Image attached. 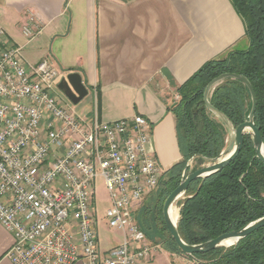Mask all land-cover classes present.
Returning a JSON list of instances; mask_svg holds the SVG:
<instances>
[{
  "label": "built area",
  "instance_id": "obj_1",
  "mask_svg": "<svg viewBox=\"0 0 264 264\" xmlns=\"http://www.w3.org/2000/svg\"><path fill=\"white\" fill-rule=\"evenodd\" d=\"M34 21L30 15L23 25L28 37L40 29ZM21 53L14 45L0 50V223L14 239L8 258L13 264L147 260L154 245L135 209L164 174L152 124L141 114L87 120L58 88L62 72L47 59L26 64ZM99 176L111 200L108 225L123 234L107 251L93 205Z\"/></svg>",
  "mask_w": 264,
  "mask_h": 264
},
{
  "label": "crops",
  "instance_id": "obj_2",
  "mask_svg": "<svg viewBox=\"0 0 264 264\" xmlns=\"http://www.w3.org/2000/svg\"><path fill=\"white\" fill-rule=\"evenodd\" d=\"M30 15L34 30L40 28L33 37L23 32ZM0 29V50L14 45L26 64L47 59L62 76L82 75L91 104L79 114L87 120L146 117L164 172L182 157L169 110L178 87L206 62L248 44L231 0H0ZM113 230L118 237L104 246L100 239L102 251L123 240ZM148 239L153 253L137 264L195 263L165 248L159 237ZM13 242L0 223V264H13L7 256Z\"/></svg>",
  "mask_w": 264,
  "mask_h": 264
},
{
  "label": "trees",
  "instance_id": "obj_3",
  "mask_svg": "<svg viewBox=\"0 0 264 264\" xmlns=\"http://www.w3.org/2000/svg\"><path fill=\"white\" fill-rule=\"evenodd\" d=\"M231 1L245 22L248 44L244 48L234 46L206 62L178 87L180 98L169 110L176 118L182 157L161 177L156 189V205L151 210L152 224L147 226V220L137 215L147 236L159 237L165 248L173 252L186 254L165 224L163 205L166 198L190 172L206 160L218 157L228 144L226 123L204 101L206 86L213 78L230 72L249 79L257 97L255 123L264 142V0ZM209 100L234 127L248 119L252 108L249 88L242 80L232 77L216 85ZM255 155L252 136L246 133L243 148L229 165L190 184L179 202L178 230L185 242L200 244L264 216V162ZM191 159L198 167H191ZM144 225L154 230L148 232ZM186 255L194 264H264V227L234 245Z\"/></svg>",
  "mask_w": 264,
  "mask_h": 264
},
{
  "label": "water",
  "instance_id": "obj_4",
  "mask_svg": "<svg viewBox=\"0 0 264 264\" xmlns=\"http://www.w3.org/2000/svg\"><path fill=\"white\" fill-rule=\"evenodd\" d=\"M232 77L242 80L250 90L252 96V108L249 113L248 119L238 126L234 127L231 122H229L225 115L218 110L209 100V95L212 89L221 83L224 79ZM58 88L69 98V100L74 104L80 103L88 94L89 89L85 82L83 81L82 75L78 72H70L63 75L58 83ZM204 101L206 106L213 111L219 118H221L231 131V139L228 146L223 150L218 157L210 158L209 164L204 165L192 172H190L182 182L168 195L163 205V216L165 224L171 233L172 237L175 239L179 247L186 254L194 253H204L215 250L220 247H228L236 244L241 239L245 238L249 234L253 233L257 229L264 227V216L256 219L255 221L247 224L246 226L235 229L226 233H222L216 238L208 240L200 244H189L183 240L178 230V222L173 221L171 218V207L177 202L181 197H183L188 190L190 184L198 179L205 178L214 173L221 171L227 165H229L240 153L244 145V135L249 133L252 136L253 144L256 152V157L264 162V142L261 136L260 129L255 123V111L257 109V97L255 90L249 81V79L238 73H222L217 77L213 78L206 86L204 92ZM223 154H228L226 157L220 159ZM180 218V213H179ZM232 241L230 245H225L226 241Z\"/></svg>",
  "mask_w": 264,
  "mask_h": 264
},
{
  "label": "rangeland",
  "instance_id": "obj_5",
  "mask_svg": "<svg viewBox=\"0 0 264 264\" xmlns=\"http://www.w3.org/2000/svg\"><path fill=\"white\" fill-rule=\"evenodd\" d=\"M90 98L88 96H86L80 103H78L77 105H74L76 111L79 113H87L90 110ZM229 129V128H228ZM231 139V131L229 130L228 133V143ZM228 146V144H227ZM227 146L225 147V149L227 148ZM224 149V150H225ZM209 164V160H206L203 164H201L200 167ZM190 165L192 168H196L197 166V162L194 159L190 160ZM193 169H191L192 171ZM94 187H95V195H94V202L93 205L96 209V216L98 218V227H99V234H100V239H101V243L102 245H108L107 242H112L117 236L116 232L113 230V228H111L108 225L107 222V217H106V212L108 210V208L111 206V200H110V195L108 192V189L105 186L104 180L102 177H97L94 181ZM157 190L154 191L151 195H149L148 197H145L143 204L140 207H137L135 209V214L137 215L138 213L140 214V219H146L147 220V226L148 224H152V208H154V206L156 205V201H157ZM185 195L183 197H181L179 200H177V202L175 203L176 206H178L179 208V213H180V205L179 202L184 199ZM141 207H143V209H146L144 211H142L143 209H141ZM138 214V216H139ZM149 219V220H148ZM144 228L150 232L154 229H147L144 225Z\"/></svg>",
  "mask_w": 264,
  "mask_h": 264
},
{
  "label": "bare ground",
  "instance_id": "obj_6",
  "mask_svg": "<svg viewBox=\"0 0 264 264\" xmlns=\"http://www.w3.org/2000/svg\"><path fill=\"white\" fill-rule=\"evenodd\" d=\"M263 153H264V149H263ZM228 154H223L222 158L226 157ZM171 218L173 219V221L177 222V220L179 219V208L178 206L175 205V203L172 205L171 207ZM232 243V241H226L225 245H230Z\"/></svg>",
  "mask_w": 264,
  "mask_h": 264
},
{
  "label": "flooded vegetation",
  "instance_id": "obj_7",
  "mask_svg": "<svg viewBox=\"0 0 264 264\" xmlns=\"http://www.w3.org/2000/svg\"><path fill=\"white\" fill-rule=\"evenodd\" d=\"M61 91V90H60ZM62 92V91H61ZM62 94L66 97V98H68L63 92H62ZM69 99V98H68Z\"/></svg>",
  "mask_w": 264,
  "mask_h": 264
}]
</instances>
